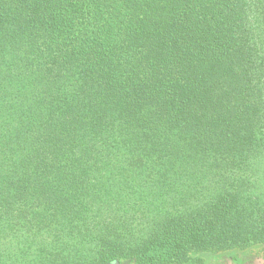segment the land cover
<instances>
[{"label": "trees", "instance_id": "obj_1", "mask_svg": "<svg viewBox=\"0 0 264 264\" xmlns=\"http://www.w3.org/2000/svg\"><path fill=\"white\" fill-rule=\"evenodd\" d=\"M261 244L264 0H0V264Z\"/></svg>", "mask_w": 264, "mask_h": 264}, {"label": "rangeland", "instance_id": "obj_2", "mask_svg": "<svg viewBox=\"0 0 264 264\" xmlns=\"http://www.w3.org/2000/svg\"><path fill=\"white\" fill-rule=\"evenodd\" d=\"M198 259L201 261L199 264H264V245H255L241 251L199 254ZM109 264H129V261Z\"/></svg>", "mask_w": 264, "mask_h": 264}]
</instances>
